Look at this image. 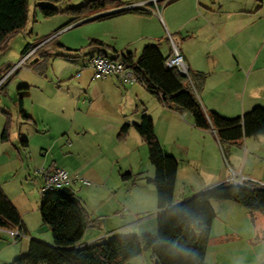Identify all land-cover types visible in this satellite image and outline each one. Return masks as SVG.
I'll use <instances>...</instances> for the list:
<instances>
[{
	"label": "crops",
	"instance_id": "crops-1",
	"mask_svg": "<svg viewBox=\"0 0 264 264\" xmlns=\"http://www.w3.org/2000/svg\"><path fill=\"white\" fill-rule=\"evenodd\" d=\"M122 1L130 3L138 0ZM149 8L144 12L128 11L97 17L105 14L102 11L80 21L126 16L125 21L152 31L155 24L159 32L149 34L150 40L145 44L155 43L163 57L170 53L167 36L170 34L190 72L204 75L197 97L206 111L234 118L253 106H264V0H167L159 3L162 15L156 12L155 6L149 4ZM131 24L128 29L133 32ZM99 41L103 43L102 40ZM127 43L129 44L123 49L117 48L115 43L114 46L103 47L105 53L114 49L132 52L134 56H138L139 54L131 51V42ZM94 55H98L97 49L91 56ZM30 58L32 57L29 56L28 59ZM90 78L111 79L110 83H103L102 87L107 90L104 86L108 85L111 93L119 97L117 111L121 117L117 120V139L102 142L99 138V142H93L99 151L105 153V158L98 159L97 162L91 160L88 164L84 162L74 168V171L82 172L91 183L84 185L76 182L72 185L78 184L79 188L87 189L93 195L101 194L95 206L90 209H86L84 200L76 196L92 220L77 246L96 243L107 235L125 236L129 230L138 235L155 233L156 201L153 210H146L145 204L147 193L154 191L155 195L151 182L153 177L147 180L152 184V189L151 185L143 181L142 171H134L130 164L134 142L129 139L139 140L137 142L143 146L141 142L144 140L133 126L140 121L143 114L151 118L154 133L164 150L167 144L164 139L166 132L168 135L178 134L184 143L165 151L177 160L174 204L221 183L264 186V133L221 140L213 128L196 127L188 113L164 106L138 81L122 83L112 74L99 77L93 73ZM25 86L29 88V85ZM122 102L124 107L120 108ZM83 103L87 104L86 101ZM89 103L84 111L78 108L74 110H79L86 116ZM124 124L128 125V129L122 136H118ZM85 136V133H71L72 142H67L70 151L82 160H86L93 151V146L83 144ZM55 167L57 166L52 165L39 171V192L44 173ZM124 174L127 176L123 177ZM3 185L1 187L6 194ZM39 194L40 203L42 195ZM72 194L75 196L74 192ZM6 196L9 198L7 194ZM12 203L14 204L13 201ZM210 204L215 216L210 227L203 264H264V212L248 211L233 200H211ZM17 207L19 214L22 213L23 234L28 235L32 227L26 221V209L20 210ZM41 228L43 227L40 226L39 229ZM86 235L88 238L84 240ZM44 238V241H48ZM147 251L149 250H143L139 255L130 258L126 264H147L148 259L155 264L150 251L149 254L146 253L148 255H145L144 262L138 259Z\"/></svg>",
	"mask_w": 264,
	"mask_h": 264
},
{
	"label": "rangeland",
	"instance_id": "rangeland-1",
	"mask_svg": "<svg viewBox=\"0 0 264 264\" xmlns=\"http://www.w3.org/2000/svg\"><path fill=\"white\" fill-rule=\"evenodd\" d=\"M27 1L28 20L24 28L14 33L0 47V71L8 64L14 68L20 62L16 72L0 89V137L4 128L7 133V140L2 141L0 138V184H4L6 194L16 207L18 206L17 208L26 209V221L32 227V231L28 235L21 234L16 238L9 231L0 229V264L25 254L31 238L47 243L52 240L50 230L41 222L37 209L40 198L39 171L55 165L64 168L70 176L85 178L82 172L74 171L75 166L105 158V153L99 151L93 142H97L99 138L102 142L117 139V120L121 117L117 111L120 99L111 93L108 85L104 86L107 90L102 87L103 83H110L111 79L92 80L90 76L94 73L93 68L83 66L84 61L95 51L90 45L91 41L102 40L105 46H114L115 43L117 48L121 49L129 44L127 42H131L129 45L131 51L139 54L145 42L150 40L148 35L159 32L155 24L153 31L132 25L131 22L125 21L126 16L90 18L79 20L77 24L66 25L73 17L68 8L79 7L88 0ZM39 5H51L57 12L44 17ZM162 12L160 10L159 15H162ZM129 24L133 26V32L128 29ZM38 42L46 44L32 58L23 62L24 47L26 45L32 47ZM25 85H29L28 94L22 98L23 106L20 111L16 103L17 89ZM150 99L153 98L150 96ZM84 101L87 104L90 102L86 116L79 112L86 108L87 104L83 103ZM123 105L122 102L120 108H123ZM75 108L79 110L75 111ZM69 129L72 132H69ZM161 129L163 130L162 125ZM76 132L86 134L85 140H82L85 146H93V151L86 160L77 157L69 149L68 140L72 142L71 133ZM19 138L28 140L27 147H21ZM179 138L178 134L174 136L166 132L164 135V139L167 140V144L164 143L166 150H170L169 148L174 145H184ZM129 141L134 142L130 164L134 171L136 169L142 171L143 181L147 182L153 177L154 170L147 158L146 144L141 142L143 146H140L137 142L139 140L134 138H130ZM147 184L153 189L151 183ZM71 189L75 196L84 200L86 209L93 208L101 196L79 188L78 184L72 185ZM53 195L54 193H45L46 197ZM154 197V191L146 194V210L155 209ZM20 216L22 218V213ZM40 226L43 228L39 229ZM125 234L138 235L131 230ZM125 236L107 235L97 242ZM44 237L48 241H44ZM87 238L86 235L84 240ZM146 253L149 254V251L143 252L138 259L144 262L145 255H148ZM146 263L153 264L149 259Z\"/></svg>",
	"mask_w": 264,
	"mask_h": 264
},
{
	"label": "trees",
	"instance_id": "trees-1",
	"mask_svg": "<svg viewBox=\"0 0 264 264\" xmlns=\"http://www.w3.org/2000/svg\"><path fill=\"white\" fill-rule=\"evenodd\" d=\"M125 4L127 2L122 0H88L79 7L68 8L73 17L66 25ZM39 10L44 17L52 16L57 12L51 5H39ZM128 11L146 10L121 9L97 17ZM27 20V0H0V47L14 33L22 30ZM45 44L38 42L32 47L26 45L22 57L30 50L33 51L29 56L33 57ZM90 45L97 49L98 55L122 61L132 70L136 80L164 106L181 113H188L196 127L213 128L219 139L234 140L244 135L264 133V106H253L234 118L204 110L197 97L198 87L204 75L200 72L193 74L188 68V76H186L175 68H167L164 65L165 57L155 43L143 45L138 56H134L132 52L114 49L105 53L104 44L97 39H93ZM11 68L12 65L8 64L0 71V89L17 70V68L13 69L4 77ZM27 89L28 86L17 89L16 103L20 111H22V98L28 94ZM133 126L146 144L147 158L154 170L151 182L155 189L157 210L155 233L131 235L77 246L92 223L80 200L73 194L63 195L59 194V191L50 192L54 195L47 197L41 193L39 215L42 222L48 226L52 241L47 243L31 238L25 254L4 264H126L130 258L139 255L143 250L151 252L155 264H203L210 227L215 216L210 204L211 200H233L248 211L264 212V186L255 184L221 183L207 187L174 204L176 158L163 150L149 116L143 114L140 121ZM127 129L128 125L124 124L118 136H122ZM0 138L2 141L7 140L6 128ZM19 143L27 146L26 139H19ZM125 176L127 175L124 174L123 177ZM0 229L9 232L17 230L23 234L21 216L4 193L1 184Z\"/></svg>",
	"mask_w": 264,
	"mask_h": 264
},
{
	"label": "built area",
	"instance_id": "built-area-1",
	"mask_svg": "<svg viewBox=\"0 0 264 264\" xmlns=\"http://www.w3.org/2000/svg\"><path fill=\"white\" fill-rule=\"evenodd\" d=\"M166 1L167 0H138L127 3L121 7L108 10L105 13L121 9L149 10V4L155 6L156 12H159V3H164ZM168 40L170 42V53L165 57L164 65L167 68H175L180 73L188 76V66L170 34H168ZM29 54H31L30 51L23 56V62ZM19 65L20 62L17 63L14 68L12 67L4 75V77ZM83 66H90L91 68H93L94 76L104 77L106 75L112 74L116 76L122 83H131L137 81L132 70L130 68H127L122 63V61L117 58L94 55L84 61ZM76 182H81L84 185H89L91 183L84 177H78L77 175L70 176L68 172L62 167H55L52 171L44 173V181L42 187L40 188V193L57 192L62 187L71 186ZM10 233L13 236L21 235V233H19L17 230Z\"/></svg>",
	"mask_w": 264,
	"mask_h": 264
},
{
	"label": "water",
	"instance_id": "water-1",
	"mask_svg": "<svg viewBox=\"0 0 264 264\" xmlns=\"http://www.w3.org/2000/svg\"><path fill=\"white\" fill-rule=\"evenodd\" d=\"M73 191L70 186H64L59 190V194L72 195Z\"/></svg>",
	"mask_w": 264,
	"mask_h": 264
}]
</instances>
